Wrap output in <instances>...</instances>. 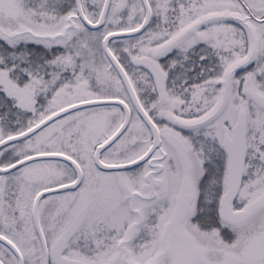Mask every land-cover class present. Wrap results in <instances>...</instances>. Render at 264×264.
I'll return each instance as SVG.
<instances>
[{
	"label": "rangeland",
	"instance_id": "obj_1",
	"mask_svg": "<svg viewBox=\"0 0 264 264\" xmlns=\"http://www.w3.org/2000/svg\"><path fill=\"white\" fill-rule=\"evenodd\" d=\"M150 2L155 11V22L166 13L175 17L164 20L166 29L163 35L154 41L149 40V33L138 39L116 40L112 42L111 49L121 57L141 94L148 92L144 90L147 86L150 91L153 90L152 95H144L143 98L163 134V161H153L123 173L99 171L93 160L95 149L120 127L123 112L117 107H98L68 115L31 139L1 150L0 165L8 167L25 157L47 152H59L77 159L85 174L82 186L74 193L50 196L42 202L40 210L41 224L50 244L60 236H69L67 256L71 258L92 259L89 250L95 240L98 244L107 243L109 249L116 250L117 244L135 221L131 211V195L148 194L150 165L159 164L163 171L157 176V181L150 185L152 193L149 194L156 195L154 202L159 203L152 207L153 202L145 200L138 199L135 203V208L144 213V225L140 230L141 235L130 247L132 262L154 264L153 259L164 248L163 241L170 239L169 249L162 251L164 257L160 264H175L178 243L169 234L165 238L164 231L174 217L181 194L189 189L194 200L189 216L180 227L187 239L184 255V259L190 258L187 264L190 261L191 264H264V207L255 210L250 220L239 228L226 225L220 221L218 212L216 214L213 210L219 198L205 194L209 190L211 177L203 150L193 152L195 162L187 171L178 151L169 147L173 146V140L183 135L175 134L174 128L196 130L209 126V129H215V133L210 135L212 138L208 139L209 142L203 141L199 146H210L212 151L211 146H218L217 151H214L215 159L223 163L226 160L222 152L224 139L231 137L239 114L243 111L247 114L248 137L260 128L264 137V105L256 103L258 99H264V39L255 66L249 71L245 69L240 77L233 79L226 99L221 94L220 99L225 102L219 108L217 103L209 113V116L213 114V119L207 121L208 116L195 122H186V118L202 115L201 111L206 106L203 100H209L211 91H208V96L187 91L183 95L179 90L175 92L171 84L181 79L180 74L188 66L193 65V73L197 71L194 70L196 64L198 69L202 64H211L210 56H214L216 65L209 72L212 76L207 74L208 79L202 84L206 86L216 83L218 87L223 72L222 81L234 65L248 57L250 40H247L243 32L220 23L221 20L214 17L209 19L225 12L234 13L236 7L233 0ZM103 4L104 0H83L85 12L92 22L98 21ZM162 12L164 15H161ZM75 14V0L0 1V37L13 45L5 48L0 43V48L6 49L8 55L25 60L30 69L36 67V73L40 75L34 78L26 74L23 77L24 84L20 83L29 100L36 104V109L30 112L27 107L24 112L18 113L11 127L0 122L2 138L29 129L69 104L104 98L128 102L116 72L103 53L102 41L110 32L140 26L145 14L141 0H113L107 21L109 23L105 28L92 31L77 21L76 28L63 36L70 17ZM110 23L112 25L109 26ZM176 26L179 29L177 31ZM185 30V34L180 35ZM60 34L62 37L57 39L49 37ZM128 54L135 56L134 59L151 57L157 61L167 76L161 92L154 89L144 69L132 64L134 59L129 61ZM29 55H33L34 59L27 61ZM216 86L213 89L207 88L215 92L212 102L219 94ZM188 97L191 98L187 100ZM1 120L9 119L4 117ZM184 140L187 146H191L190 141ZM150 144L147 128L134 114L128 131L103 154L102 159L106 163L130 162L140 157ZM261 147L259 151L264 161V146ZM254 148L248 143L249 165H253L256 155ZM161 156L157 153L155 158ZM249 175L244 180L234 209L250 210L264 201V171L254 174L258 178L254 176L253 179ZM74 179L73 170L58 161L36 162L0 176V232L13 240L26 254L28 264L43 263L40 244L32 224L36 196L42 190L71 183ZM221 190L226 192L225 178ZM79 232L80 235H77ZM103 251L106 252V248ZM117 253L118 250L115 255ZM0 257L8 264H16L11 253L1 245ZM103 259H107V256ZM93 260L97 261L96 257Z\"/></svg>",
	"mask_w": 264,
	"mask_h": 264
},
{
	"label": "water",
	"instance_id": "obj_2",
	"mask_svg": "<svg viewBox=\"0 0 264 264\" xmlns=\"http://www.w3.org/2000/svg\"><path fill=\"white\" fill-rule=\"evenodd\" d=\"M112 2L113 0H104V4L98 21L92 22L85 13L83 7V0H75L76 14L70 17L69 25L65 28L63 32V36L67 34L68 31L76 28L77 21L81 22L87 29L92 31H98L103 29L106 26V22L112 6ZM141 3L145 14H144V19L139 27L125 31L110 32L105 35L102 41L103 53L107 58V60L109 61V63L111 64L114 71L116 72L126 92L129 102L117 98H104V99L86 100L68 105L62 109L55 111L54 113L50 114L39 123L35 124L34 126L30 127L29 129L21 133L11 135L6 138H2L0 133V151L11 145H15L31 139L32 137H34L35 135L46 129L54 122L75 112L90 108H98V107H118L123 112V122L113 135H111L106 141H104L102 144L96 147L93 160L97 169L104 173L127 172L139 168L148 161H150V163L153 161H155L156 163L163 161L164 153L161 147L162 139H161L160 130L157 127V125L154 123V121L151 119V117L148 115L147 111L144 109L127 71L125 70L123 65L120 63V61L117 59V57L111 50V44L113 41L122 40V39H133L139 37L143 35L151 26L153 20V10L151 4L149 0H141ZM213 17L221 21L223 19L232 20V21L236 19L235 14L230 12L214 15L212 17H209V19ZM243 26L245 27L246 31L249 32L250 35V30H251L250 25L244 23ZM185 32L186 30L183 31L180 35L185 34ZM49 37L53 39L54 38L57 39L59 37H62V34L58 36L50 35ZM249 40H250V53L248 54V57L242 60L241 62L237 63L236 65H234V67H232L225 74L224 80L221 82L224 88V92H222L221 94L225 95V99L226 96L228 95V92L231 87V82L233 81V79L240 72L244 71L250 65H252L257 58L258 55L257 40L255 36H251V35L249 37ZM133 64L138 68L147 70L148 74L150 75L153 81V85L156 91H161L163 89L166 81V76L155 60L149 57H140V58H136L133 61ZM220 101H219L220 104L218 103L219 105L218 108L220 106L223 107L225 102V101L223 102L221 99ZM259 103L264 105V99L260 98ZM132 110L136 112V114L142 119V121L145 123L148 130L150 131L152 135L151 147L147 150L145 154L130 162L118 163V164H111L104 162L102 159V155L108 149H110L129 129L132 121ZM212 115H210L207 118V121L213 119L214 116ZM246 132H247V114L246 112L243 111L239 114L237 123L233 128L232 136L226 138L224 142V148L227 151V155H228L227 188H228L229 202H233L237 198L242 186L243 174L245 170V163L247 157ZM157 153H160L162 156L160 158H155V155ZM43 161H58L65 163L74 170L76 176L74 182L42 190L38 193V195L35 198L33 211H32V221L35 232L39 238L41 248L43 251V256H44L43 264H50L51 261L54 264H87L85 262L71 260L64 257L63 254L65 252V245H66L65 238L58 239L54 244V246L52 247L51 251L49 252L44 231L42 228L41 216H40V207L44 199L53 195H58L69 191H75L82 185L84 175L80 165L73 158L62 153H40L25 157L8 167H3L0 165V176L11 174L27 165L36 162H43ZM150 167L151 170L147 177L149 192L148 194L133 193L131 195L132 198L131 211L135 215V221L130 227L126 236L118 244V249H117L118 253L117 255L114 256V259L111 264H135L134 262H132V259H130V254H129L130 247L132 243L138 238L140 234V230L144 224V213L139 212L135 208V203L138 199L145 200L149 203L157 199L156 195H149L152 193V190H150V185L154 181H157L158 179L157 176H160L163 171V168H161L159 164L150 165ZM162 188L163 189L165 188V182H163ZM193 200L194 197L192 192L189 189H185L178 200V205L174 213V217L165 227V231H164L165 238H167V234H169L170 237L175 239V241H177L178 243V246H176L177 250L175 256L176 259L175 264H187L188 260H190V258L184 259L187 239H185L183 233L181 232L180 227L182 226V224L185 222V220L190 214ZM262 207H264V201L258 207H254L250 210L234 211L231 205L228 204L223 209L224 219L225 221H227L232 225L235 226L241 225L244 222L248 221L253 216L255 210H258ZM168 241L167 240L163 241L162 244V246L164 247L163 250L169 249L170 239H168ZM0 243L5 247H7L18 258V264H24L21 252L10 239L0 234ZM163 250L161 249L160 253L157 254L153 259L154 264L161 263L162 257H164L162 255ZM191 262L192 261H190L189 264H191ZM0 264H4V263L0 260Z\"/></svg>",
	"mask_w": 264,
	"mask_h": 264
},
{
	"label": "flooded vegetation",
	"instance_id": "obj_3",
	"mask_svg": "<svg viewBox=\"0 0 264 264\" xmlns=\"http://www.w3.org/2000/svg\"><path fill=\"white\" fill-rule=\"evenodd\" d=\"M149 2H150V0H149ZM233 2H234L235 7H236V11H234V13H233L236 16V19H234L233 21L232 20H225V19H223L222 22H220V23H222L225 26L226 25L227 26H231V27L237 29L238 31L243 32L246 35L247 40H249L250 35L251 36H255V38L257 40V44H258V54H260L261 53V44L263 45V39H264V0H233ZM150 4H151V2H150ZM151 6H152V4H151ZM152 9H153V6H152ZM154 12L155 11L153 9V15L155 14ZM244 23L250 25V27H251L250 35H249V32H247L246 29H245V27L243 26ZM254 66H255V64L253 63L252 65H250L247 68V71L251 70ZM145 71L147 72V70H145ZM224 73H225V71L223 72V74L221 76V79L217 83L218 84V87L217 88L219 90V94L217 96V99H215L212 103H209L207 101L203 102V104L206 105L205 106V109L206 110L203 109L201 111L202 112V115L200 117H197V118H186V120H188L186 122H195L197 120H200L201 117H203V119H205L206 117L209 116V113L217 106V103H219V101H220L221 93H222V89H223V86L221 84V81H222V77H223ZM243 73L244 72H240L234 79L236 80ZM164 74L166 76V73L165 72H164ZM166 80H167V78H166ZM163 89H164V87H163ZM161 91H157V92L159 93ZM231 91H232V89H231ZM255 99H257V98H255ZM127 100H128V97H127ZM140 101H141L144 109L147 111L148 115L151 117V119L154 121V123L157 125V127L160 130L161 139H162V146L161 147L163 148L164 147L163 146V134L161 132L160 125H159L158 121L153 117V114L146 108V104H145L146 101H145V99H143V100L140 99ZM258 102H259V99L256 101L257 105H258ZM175 112H176V110H175ZM134 114H135V112L133 111L132 115H134ZM181 118H183V117H181ZM139 119L144 124V126L147 128V126L142 121V119L140 117H139ZM208 127L209 126H206V127L199 128V129H196V130H184V129H180V128H174L175 129V134L181 133V135L182 134L183 135L180 138H178L177 140H173V141H172V136H170L171 141H172L171 143H172L173 146H169V147H171V148H173V149H175V150L178 151V155L180 156L181 162H182L183 166L186 168L185 170H187V171H190V166H192L194 164V162H195V158H194V153L193 152L194 151L203 150L204 155L206 157L205 162L208 164L207 166L210 167L209 172H210V177H211V181H210V184H209V190H206L205 191V194L207 193L211 198H214V197H218L219 198L218 203H216V205L213 206V210L215 211L216 214L218 212V217H219L220 221H222L226 225L231 226L233 228H239L243 224H245L247 221L244 222L241 225L235 226V225H232V224L228 223L227 221H225L224 215H223V209L228 204L231 205V207L233 208L234 211H241L242 210V209H234V203L237 200V198H238L241 190H240L237 198L233 202H229L228 201V188H227L228 155H227V151L224 148V143H223V150H222V152H223L224 156H226V160L223 161V163H222V161L218 160V158H217V160L215 159L216 155H215V152L214 151H217L216 149H218V146H211V147H213L212 149L214 151L211 150L210 146H199V144H202L203 141L205 143L209 142L208 139L210 138V140H211V138H212L211 136L215 133V131H214L215 129L212 130L211 128L209 129ZM147 130H148V128H147ZM260 130H261V128H260ZM260 130L258 132H256L255 134H253V135H250L249 134V137H248V127H247V132H246L247 157H246L245 170H244V174H243V181H242L241 189L243 187L244 180H246V178H247V176L249 174H250L249 175L250 178H253L254 176H255L254 178H258L259 176L258 175H254V174H257V172L264 171L263 170L264 161H263V157H262V155H261V153L259 151V150L262 149L261 146H264V144H263L264 137H263V134H261ZM148 132H149V135H150V138H151V144H152V135H151V133H150L149 130H148ZM232 132H233V130H232ZM259 132H260V134H259ZM191 133H194L195 135H193ZM259 137H260V139H259ZM182 138L186 139L187 141H190L191 142L190 143L191 146H187L186 145L187 142L184 139H182ZM226 138H228V137H226ZM248 138H249V140H248ZM225 139H224V142H225ZM248 143H249L250 146H255L254 151H256L255 152L256 155L254 156V159L252 161L253 165H249V160H248V154H249ZM151 144H150L149 148L151 147ZM147 150L143 154H145L147 152ZM213 152H214V154H213ZM149 163H150V161H148L144 165H147V164L149 165ZM144 165H142V166H144ZM142 166H140V167H142ZM68 167H70V166H68ZM80 167L83 170V168H82L81 165H80ZM73 172H74V170H73ZM74 174H75V172H74ZM83 175H84V178H85L84 171H83ZM75 178H76V176H75ZM84 178H83V181H84ZM224 178L226 180V192L221 190V186H222V182H223V179ZM74 181H75V179H74ZM252 181H254V180H252ZM67 184H69V183H67ZM82 184H83V182H82ZM218 185H219V189L216 190L218 188ZM77 190H75V191H69V192H65V193H61V194H58V195H65V194H69V193H74ZM47 198H49V197H47ZM157 203H159V202H154L153 201V204L151 205V207L154 206ZM42 228H43V226H42ZM33 229H34V225H33ZM43 231H44V235H45V239H46V242H47V246H48L49 252L51 251L52 247L54 246V244L56 243V241L58 239L65 238L66 245H65V252L63 254L64 257H66L67 259H71V260H77V261L85 262L87 264H111L112 261H113V259H114V256H115V252L118 249V244H117L116 250L113 251L112 249H109L108 248L109 246L107 245V243L104 244V245L103 244H98L97 243V240H95L96 242L95 243L92 242L93 246L89 250V254L92 256V259H88V258H85V257H81V258L80 257L79 258H71V257L67 256V250H68V246H69V236L68 235L60 236L54 243L50 244V241H49V239L47 237V233L45 232L44 228H43ZM79 231H81V229H79ZM34 232H35V229H34ZM0 234L3 235V236H5V237H7L2 232H0ZM35 234H36V232H35ZM77 235H80V232ZM140 235H141V232H140L139 236ZM36 236H37V234H36ZM37 239L39 241L38 236H37ZM29 240L31 241V239H29ZM11 241L17 246V248L21 252L22 257H23L24 264H28V260H27L26 254H24L21 251V249L18 247V245L13 240H11ZM39 244H40V241H39ZM0 245L3 246L4 248H6L11 253L12 257L14 258V260L16 262V264H18V258L7 247H5L4 245H2L1 243H0ZM40 248H41V244H40ZM84 248L86 249V246H84ZM104 248H106V252L103 251ZM107 249L110 250V253H108L109 251ZM41 252H42V262H43L44 256H43L42 248H41ZM130 252H131V250H130ZM84 253H87V251L84 250ZM108 254H109V257H108ZM105 256H107V259H103ZM95 257H96L97 261L96 260H93V258H95ZM98 258H101V259L98 260ZM0 260L4 264H8L1 257H0ZM170 262L173 263V260H171ZM50 264H54V263L51 261Z\"/></svg>",
	"mask_w": 264,
	"mask_h": 264
},
{
	"label": "trees",
	"instance_id": "obj_4",
	"mask_svg": "<svg viewBox=\"0 0 264 264\" xmlns=\"http://www.w3.org/2000/svg\"><path fill=\"white\" fill-rule=\"evenodd\" d=\"M0 1H5V0H0ZM162 14L164 15V12H162L161 15ZM171 17L175 18L171 14L166 13V15L161 16V18H159L157 20V22H155V19H153L151 27L146 32V33H149V40L150 41H152V40L154 41V40H156V38L163 35V33L166 29V26L163 25L164 20L167 21ZM110 25H112V24L110 23L109 26ZM177 30H179V29H177V26H176V31ZM138 38H140V37H138ZM138 38H136V39H138ZM0 43L3 44V46L5 48H10L13 46L11 42L4 41L1 37H0ZM8 54L9 53L6 52V49L0 48V120L4 117H7L9 119L7 121L1 120L0 122L7 127H11L16 122V116L19 115L18 113L21 114L22 112H24L27 107H29V110H31L30 112H32L33 110L36 109V104H33L34 102L29 100V98L27 97V95L24 91L23 86L20 85V83L24 84V81H23V77L25 78L24 75L27 74L28 76H33L34 78H38L40 75L38 73H36V67H33L34 69H30L28 64L25 63L26 62L25 60L17 59L16 56L13 57V56L8 55ZM203 54L204 53H202L201 56H203ZM128 55H130V54H128ZM131 56L132 55H130V57H129V61H132V59H134V57H135V56L134 57L133 56L131 57ZM205 56L208 57V54H205ZM117 58L119 59V61L124 66V63H123L121 57L117 56ZM33 59H34L33 55H29V58L27 61H31ZM214 59H215L214 56H213V58H211V56H210V63L211 64H209V63H208V65L202 64V66L199 69L197 68L198 66L196 64L194 66L195 67L194 70H197V71H194L193 73H191L193 65L185 68L182 71L183 72L182 75L180 74L181 79L179 78L178 81L171 84L172 87L174 88L175 92H177V90H179V92L183 95H185L186 91L188 93H192V94L197 92L199 94H203L204 96H208V94L210 93L208 91H211V94H209V100H206V101L209 103H212L213 95H215V92H213V90H207V88L208 89L209 88L213 89V87L215 88L216 83L215 84L211 83V84H208L206 86L203 85L202 83H203V81L208 79V76L209 77L212 76L211 74H209V72L213 71L215 68L216 62L214 61ZM201 73H202V76H201ZM203 73H204V75H203ZM207 74H208V76H206ZM131 80L133 82V85L135 86V89H136L137 94H138L140 99L143 100L144 95H152L153 90L150 91L149 86L144 88V90H147L148 92H145V93L143 92L144 94H141V92L139 91V89L136 86L134 79L132 77H131ZM198 89L203 90V92H201ZM190 98L191 97H188L187 100ZM203 102H205V100H203ZM0 131H1V129H0ZM12 135H14V134H12ZM73 158L77 161V159L75 157H73Z\"/></svg>",
	"mask_w": 264,
	"mask_h": 264
}]
</instances>
